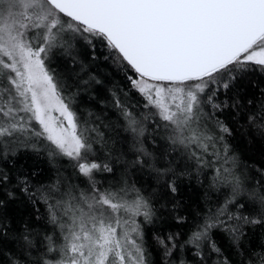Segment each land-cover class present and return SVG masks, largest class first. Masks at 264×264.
I'll return each instance as SVG.
<instances>
[{"label": "snow or ice", "instance_id": "obj_1", "mask_svg": "<svg viewBox=\"0 0 264 264\" xmlns=\"http://www.w3.org/2000/svg\"><path fill=\"white\" fill-rule=\"evenodd\" d=\"M0 264H264V0H0Z\"/></svg>", "mask_w": 264, "mask_h": 264}]
</instances>
